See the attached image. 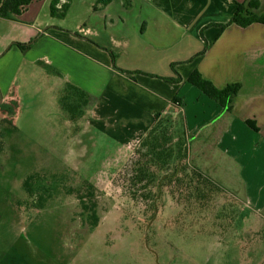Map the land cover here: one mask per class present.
<instances>
[{
  "label": "rangeland",
  "instance_id": "1",
  "mask_svg": "<svg viewBox=\"0 0 264 264\" xmlns=\"http://www.w3.org/2000/svg\"><path fill=\"white\" fill-rule=\"evenodd\" d=\"M96 4L71 0V9L60 18L51 15L46 3L34 25L40 32L25 22H13L7 30L13 37L29 35L19 43L26 49L0 40V106L17 103L12 116L0 107V123L7 119L0 127V264H264V210L245 202L239 206L232 194L220 196L215 203L224 211L221 228L217 224L209 237L194 239L191 230L185 233L180 226L176 235L182 211L178 201L165 191L159 194L149 221V203L131 196V162L138 147L128 150L97 126L86 109L90 103L75 112L77 121L71 123V113L61 107L64 84L52 73L82 72L86 85L92 81L91 66L81 60L70 63L72 58L68 62L66 53L72 38L93 42L85 31L103 24ZM182 49L187 59L185 50L194 48ZM47 60L56 66L49 67ZM92 96L90 107L99 99ZM165 119L173 146L182 135L191 163L192 141L177 117ZM29 179L31 196L25 186ZM92 207L99 219L96 228L91 227ZM232 209H241L234 222L225 217Z\"/></svg>",
  "mask_w": 264,
  "mask_h": 264
},
{
  "label": "crops",
  "instance_id": "2",
  "mask_svg": "<svg viewBox=\"0 0 264 264\" xmlns=\"http://www.w3.org/2000/svg\"><path fill=\"white\" fill-rule=\"evenodd\" d=\"M52 1L33 0L15 21L0 17V40L17 46L30 39L7 32L13 22L40 32L34 27L39 7ZM94 1L101 29L85 31L93 42L72 38L67 47L79 53H66L68 62L91 66L92 81L86 85L82 72L55 71L62 96L69 85L89 95L91 119L128 150L139 146L157 116L174 115L192 141L191 163L252 209L264 210V24L230 23L240 4L251 3V12L264 15V0ZM189 46L194 49L182 59ZM194 72L219 89L241 85L230 110L188 81ZM92 95L99 99L90 107Z\"/></svg>",
  "mask_w": 264,
  "mask_h": 264
},
{
  "label": "trees",
  "instance_id": "3",
  "mask_svg": "<svg viewBox=\"0 0 264 264\" xmlns=\"http://www.w3.org/2000/svg\"><path fill=\"white\" fill-rule=\"evenodd\" d=\"M33 0H1L0 1V17L7 20L15 21L21 15L23 9L30 5ZM61 0H53L51 3V15L53 17L64 18L69 10V4H65L61 9L57 8ZM111 0H99V4L106 5ZM253 8L251 3L240 4L236 14L231 19L230 23H235L240 27L246 28L253 23L264 24V15H257L251 12ZM21 49H26L28 45L17 44ZM192 85L199 88L208 97L216 101L221 107L231 109L233 100L238 95L241 85L230 84L223 89H219L212 82L205 80L198 72H194L188 80ZM69 92H66L61 98V107L64 111L71 113L70 119L72 122L77 121L75 112L82 106H87L90 101L89 95L79 90L72 85L68 86ZM73 91L72 92H70ZM72 94V95H71ZM16 102L10 104L3 103L1 110L14 115L16 112ZM166 117V116H165ZM165 117H156V121L150 132L141 140L137 151L136 158L131 162L130 174V189L131 196L136 199H144L150 206V219L156 211L155 199L159 194L167 192L174 200L178 201L182 206V211L177 216L176 223L178 224L176 235L179 227L181 231L188 233L190 230L193 233L194 239L200 235H207L209 231L215 229L217 224L222 227V213L220 208L216 206L215 201L220 196H232L225 188L220 186L209 175L198 169L188 161L187 145L181 135L177 147L173 146V139L165 125L170 122ZM164 119L166 121H164ZM7 122L4 119L0 123V127ZM179 126L184 130L183 126ZM185 136V130H184ZM4 150V141L2 129L0 128V152ZM28 194H33L31 188V180L26 184ZM234 197V196H233ZM239 206L243 204L239 200ZM84 209L89 211L88 207L83 202ZM232 209L227 218L237 220L240 214ZM91 227H98V216L95 209L92 207ZM236 214V215H234ZM229 215V216H228ZM233 216V218H231ZM214 220H217L215 222ZM224 221V220H223ZM148 223V222H147ZM175 223V226H176ZM221 235H224L222 233ZM215 237L214 235H211ZM219 237V236H217Z\"/></svg>",
  "mask_w": 264,
  "mask_h": 264
},
{
  "label": "built area",
  "instance_id": "4",
  "mask_svg": "<svg viewBox=\"0 0 264 264\" xmlns=\"http://www.w3.org/2000/svg\"><path fill=\"white\" fill-rule=\"evenodd\" d=\"M60 2H61L60 9H61L63 7V5H65L67 2H66V0H61Z\"/></svg>",
  "mask_w": 264,
  "mask_h": 264
}]
</instances>
